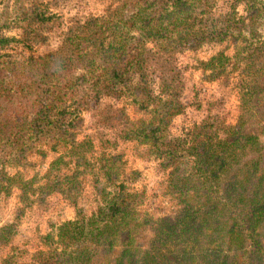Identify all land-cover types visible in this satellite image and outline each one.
<instances>
[{
    "label": "trees",
    "instance_id": "1",
    "mask_svg": "<svg viewBox=\"0 0 264 264\" xmlns=\"http://www.w3.org/2000/svg\"><path fill=\"white\" fill-rule=\"evenodd\" d=\"M109 1L101 16L69 25L38 62L7 53L25 39L3 29L22 26L27 35L49 28L54 15L34 8L0 21V146L9 151L0 156V195L18 188L27 206L32 195L55 192L75 206L72 219L42 237L43 264H264V5L230 0L220 12L214 0ZM242 2L243 17L236 13ZM210 43L224 47L188 67L206 80L239 71L237 117L227 122V112H212L174 136L170 126L186 105L172 60ZM220 83L228 87L229 77ZM110 98L122 103L105 107ZM83 110L95 131L77 139ZM48 139L64 154L51 161L47 187L31 195L30 181L6 168L23 164L27 145ZM129 142L157 162L178 205L173 214L140 211L147 198L127 185L137 176L125 172L121 146ZM81 176H90L97 198L89 215L78 203ZM13 229L0 227V246L10 251L0 264H16ZM141 229L151 232L145 245L137 241Z\"/></svg>",
    "mask_w": 264,
    "mask_h": 264
},
{
    "label": "rangeland",
    "instance_id": "2",
    "mask_svg": "<svg viewBox=\"0 0 264 264\" xmlns=\"http://www.w3.org/2000/svg\"><path fill=\"white\" fill-rule=\"evenodd\" d=\"M220 12L230 10L227 8L230 0H214ZM264 5V0H260ZM110 5L109 0H0V21L13 18L18 11H26L34 8L45 9L49 14L54 15L52 21L47 24V29H35L31 27V32L25 34L24 27H12L3 29V33L9 37L23 38L25 41L14 44L12 48L6 49L11 55L26 61H40L45 59L49 52L59 46L64 38L66 29L75 20L81 21L89 16H101L102 11ZM244 3H240L236 8L239 16H245L247 11ZM261 27L258 29L264 37V18H261ZM27 43V45L25 44ZM224 44H205L194 52L185 51L174 56L173 63L176 65L183 77L184 90L181 101L186 105L184 112L173 120L170 128L172 135L181 134L190 129L194 124L200 122L207 114L227 112V122H231L238 114V98L234 84L241 74L239 71L227 68L225 72L219 74V79L206 80L201 77L198 71L188 65L193 64L197 59L206 60L210 55L219 51ZM225 54L231 56L232 49H227ZM182 66V67H181ZM206 74V73H205ZM229 77V86L222 87L221 83ZM122 102H115L112 98L103 102L105 107L111 104L120 105ZM133 115L132 110L129 112ZM80 116L84 118L83 132L77 136L81 139L84 134L95 131L94 119L89 116L87 110H83ZM55 143L57 151H54L52 144ZM4 144V142H2ZM129 142L121 146L125 152V172H136L135 180L127 179V185L132 191H144L146 200L140 207V211L152 217H161L173 214L178 205L175 199L166 194L165 176L158 171L157 162L146 156L144 150L139 146H133ZM1 145V144H0ZM51 145V148H50ZM99 152L100 147L96 146ZM15 157L16 153L10 150V154ZM45 154V156H44ZM64 149L59 142L51 139L37 142L32 148L26 146L22 165L17 167L8 166L6 171L9 175L20 174L22 178L30 181L28 183V194H35L39 190L47 187L48 181L53 179L50 173L46 175L50 168L51 161L58 155H63ZM8 148L0 146V156L7 157ZM96 156V154H93ZM82 188L78 196L79 206L86 214H91L97 205V198L94 195L90 176L79 178ZM24 196L21 190L12 187L8 193L0 195V227L12 224L13 235L8 246L15 252L16 264H43L44 247L41 244L42 237L46 235L54 226L60 225L66 220L72 219L75 214V206L71 205L62 196L55 192L43 199L32 195L33 203L23 206L20 198ZM151 237V232L141 229L137 233V241L146 244ZM46 249V248H45ZM118 248L112 255H116ZM9 248L0 246V258L9 253Z\"/></svg>",
    "mask_w": 264,
    "mask_h": 264
}]
</instances>
